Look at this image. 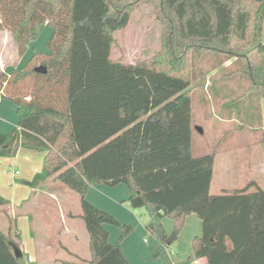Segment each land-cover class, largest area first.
<instances>
[{
	"label": "trees",
	"instance_id": "trees-1",
	"mask_svg": "<svg viewBox=\"0 0 264 264\" xmlns=\"http://www.w3.org/2000/svg\"><path fill=\"white\" fill-rule=\"evenodd\" d=\"M140 1L158 3L172 16L166 61L159 53L152 62L110 58L113 33L128 23L129 5ZM263 18L264 0H0V31L10 33L20 56L43 25L52 29L46 50L34 51L11 73L0 71V97L16 105L18 116L16 128L0 131V156L12 157L19 147L43 151L30 184L52 178L78 194L89 237L84 263L129 264L120 242L134 226L86 199L90 185L123 183L129 206L148 213L152 260L264 264V188L249 180L212 194L216 151L192 153L195 90L204 99L217 82L220 90H240L239 99L256 100L260 127ZM218 71L220 78L208 86ZM248 111L245 105L238 129L254 116ZM7 204L0 195V207ZM4 212L9 232L0 230V264H30L14 255L15 220ZM190 213L200 219L201 234L192 240V253L175 262L166 248ZM164 217L173 221L170 234ZM107 224L118 227L117 241H109Z\"/></svg>",
	"mask_w": 264,
	"mask_h": 264
},
{
	"label": "rangeland",
	"instance_id": "rangeland-1",
	"mask_svg": "<svg viewBox=\"0 0 264 264\" xmlns=\"http://www.w3.org/2000/svg\"><path fill=\"white\" fill-rule=\"evenodd\" d=\"M129 6L130 17L128 23L125 27L113 33L114 42L110 50V58L130 63L141 60L152 62L157 59V54L159 53V59H163L166 53L165 46L170 39L167 18L172 16L166 15L167 9L165 10L164 7L159 10L158 3L140 1ZM51 31L52 29L49 25L42 26L37 39L29 44L23 58H20L19 62L20 55L10 33L6 30L0 31V71L11 73L15 69L13 66L16 68L23 66L26 57L29 58L31 56V49L34 51L45 50ZM261 42L264 43V18L262 22ZM164 61H166V57ZM159 64L163 65V61ZM206 69L208 70L207 67ZM214 72V76L212 75L208 79V86L212 82L217 81L222 73L221 71ZM217 83L213 91L210 90V86L207 87L208 91L205 93L206 99L201 97V92L199 91L195 90L192 94V122L194 129L192 133V153L197 156L216 151L214 156V177L218 175V180L214 177L211 179L209 191L212 194L219 192L217 190L223 187L235 188L241 186L237 182L239 177H234L236 172L226 177L222 175L220 168L223 162L231 161L233 165L238 163V160H236L238 155H234V151L237 152L238 149L231 150V156L235 158L232 161L233 158L229 155L228 147L235 143L236 140L255 138L260 142L263 139V132L255 117L256 100L245 102L237 96L240 90H235V92L232 91L231 93L226 92L223 88L220 90V85ZM244 85L240 83V87ZM245 105L249 111L250 109L253 110L254 115L249 117L250 119L247 117L248 120H244L245 125L243 127L247 125V131H244L245 127L238 129L240 125L242 126L241 117L243 119L242 115ZM226 111H229V113H226ZM259 160L260 154H256L251 161L255 164ZM261 186L264 188L263 183ZM64 187L66 186L64 185ZM115 187V185L109 186L103 183L90 185L86 193V199L88 197L95 202V205L107 210L120 221H122L120 218H134L135 222L131 223L134 226L133 231L123 239L128 238V246H125L122 240L120 247L128 258L129 264H153V260L150 258L153 238L145 232L143 227V224L148 219V213L144 208L132 209L128 204H125L124 200L121 201L119 199L120 195H118L120 194L118 188ZM75 196V205H78V196L76 194ZM44 217V219H50L52 222L58 219L54 211L51 214L45 212ZM171 221L167 217L163 220L167 226L169 225L166 231L168 234L173 230V221L172 224ZM81 225L80 234H77L78 238L72 245L74 251L64 254L65 257L67 256L64 259H68V264H86L84 262L89 258V237L83 221H81ZM106 227L115 230V240L117 241L119 236L118 227L110 224H107ZM109 238L111 242L114 240L112 232ZM51 256L52 253L50 251L47 252L45 259L41 263L40 261L38 263L51 264L52 261H49ZM55 264L61 263L57 262Z\"/></svg>",
	"mask_w": 264,
	"mask_h": 264
},
{
	"label": "crops",
	"instance_id": "crops-1",
	"mask_svg": "<svg viewBox=\"0 0 264 264\" xmlns=\"http://www.w3.org/2000/svg\"><path fill=\"white\" fill-rule=\"evenodd\" d=\"M33 51L34 50L31 49L30 53L32 54ZM24 54L19 56L18 62L20 58H23ZM27 59L28 57H26V60ZM26 60L24 62H26ZM231 62L232 60H227L222 64V67L229 66ZM13 68L16 67L13 66ZM233 92H235V89H233ZM226 113H229V111H226ZM17 122L16 105L10 100L0 97V131L10 132L17 127ZM259 123L263 131L264 97L259 100ZM247 128L246 125L244 131H247ZM228 149L230 157L233 158L232 161H234L235 158L231 156V152L234 149H238L237 152L234 151V155H238V158H236L238 163L233 165L231 161L223 162L220 168L223 177L236 172L234 177H239L237 182L241 184V186L245 185L249 180H255L258 184L261 183L260 185H262L263 183L264 185V137L260 142L255 138L236 140ZM256 154H260V160L254 164L251 160ZM43 156V151L26 147H19L16 154L12 157L0 156V195L8 200V204L5 207H0V230L5 234L9 232V224L4 212V210H6L7 214L15 220L16 228L11 229L10 233L12 235L17 233V245L20 247L22 255L25 256L30 264H39V261L41 263L49 251L52 253L49 260L52 261L51 264L57 262L62 264L63 261H68V259H64L67 257H65L64 254L74 251L72 245L78 238L77 234H80L82 219L78 216L81 211L79 197L77 199L78 205H75V194L77 196L78 194L70 188L64 187V184L52 178L45 179L36 185L30 184V180L42 168ZM223 159L222 161L225 160ZM213 177L214 162L212 179ZM214 178L218 180V175ZM115 186L120 193L118 194L120 195L119 199L121 201L124 200L125 204H128L126 201L127 191L125 185L119 183ZM232 188L234 187H223L221 189ZM221 189L217 191L220 192ZM87 199L92 204L95 203L88 197ZM53 211L55 215L58 216V219L55 220L56 222H52L50 219H44L45 212L51 214ZM120 219L122 222L130 224L135 222L132 217ZM164 219L165 217L162 219V225L167 231L169 225L167 226V224L163 222ZM106 228L109 235L111 232L113 233V239L115 240V230L109 229L108 227ZM200 234V219L194 213L186 215L182 231L174 238L171 244V248L175 252L173 256L175 262L185 260L187 256L192 253V240L195 236ZM114 240L112 242L116 241ZM123 241L124 245L128 246V238ZM144 241H146V239H144ZM183 243L184 245H182ZM153 264H160V261L153 260ZM189 264H207V261L205 257H200L193 259Z\"/></svg>",
	"mask_w": 264,
	"mask_h": 264
},
{
	"label": "water",
	"instance_id": "water-1",
	"mask_svg": "<svg viewBox=\"0 0 264 264\" xmlns=\"http://www.w3.org/2000/svg\"><path fill=\"white\" fill-rule=\"evenodd\" d=\"M9 244L11 245L12 249H13V253L16 257H21L22 256V251L20 249V247L14 243V242H9Z\"/></svg>",
	"mask_w": 264,
	"mask_h": 264
},
{
	"label": "built area",
	"instance_id": "built-area-1",
	"mask_svg": "<svg viewBox=\"0 0 264 264\" xmlns=\"http://www.w3.org/2000/svg\"><path fill=\"white\" fill-rule=\"evenodd\" d=\"M166 252H167V254H168V256L170 257V258H172L173 259V256H174V250L171 248V246H169V247H167L166 248Z\"/></svg>",
	"mask_w": 264,
	"mask_h": 264
}]
</instances>
